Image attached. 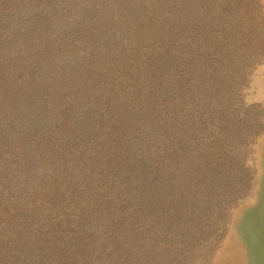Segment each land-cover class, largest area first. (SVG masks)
I'll use <instances>...</instances> for the list:
<instances>
[{"label":"rangeland","instance_id":"1","mask_svg":"<svg viewBox=\"0 0 264 264\" xmlns=\"http://www.w3.org/2000/svg\"><path fill=\"white\" fill-rule=\"evenodd\" d=\"M92 8L0 0V264H241L264 234V0H154L139 27ZM76 103L150 126L139 198L75 203Z\"/></svg>","mask_w":264,"mask_h":264},{"label":"trees","instance_id":"2","mask_svg":"<svg viewBox=\"0 0 264 264\" xmlns=\"http://www.w3.org/2000/svg\"><path fill=\"white\" fill-rule=\"evenodd\" d=\"M82 1L87 4L93 3V14L84 12L89 20L111 21L114 19L116 22L136 23L139 27L141 15H146L144 11L154 0H111L109 5L106 0H101L103 7L93 2L94 0ZM127 26L134 31L132 26ZM86 29H88L87 26ZM118 33L120 36L126 34L120 28ZM108 37L102 40L105 41ZM82 107L83 104L76 103L75 112H88L91 115L83 114L81 120L72 121L74 123L69 126V130L75 131V203L79 204L90 199L91 202L109 204L110 201L120 198L125 203L126 196L139 198L141 189L144 188L142 181L148 180L146 174L155 173L143 157L141 151L146 155L145 153L150 150L144 142V137L139 136L140 129L147 134L150 126L144 121L140 123L136 118L127 121L126 131L137 133L134 137L126 134L124 132L126 128L121 125L107 127V123H102L93 117L96 113L87 109L83 111ZM39 122L36 121L29 126L35 129ZM39 130H43L45 134L48 127L40 123L36 132L40 133ZM49 130L50 133L53 131L58 133V125L49 127ZM37 136V140L43 139ZM83 147L87 149L84 150ZM109 147L113 148L114 154L108 153ZM70 170L74 174L73 170Z\"/></svg>","mask_w":264,"mask_h":264},{"label":"bare ground","instance_id":"3","mask_svg":"<svg viewBox=\"0 0 264 264\" xmlns=\"http://www.w3.org/2000/svg\"><path fill=\"white\" fill-rule=\"evenodd\" d=\"M248 246L250 247L248 253L246 256L243 254L240 259L241 264H259L264 259L263 232L252 230L250 235V245Z\"/></svg>","mask_w":264,"mask_h":264}]
</instances>
